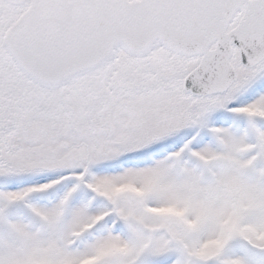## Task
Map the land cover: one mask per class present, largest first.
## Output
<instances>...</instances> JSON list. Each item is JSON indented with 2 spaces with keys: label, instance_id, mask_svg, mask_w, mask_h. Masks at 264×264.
<instances>
[{
  "label": "snow or ice",
  "instance_id": "6c2138e0",
  "mask_svg": "<svg viewBox=\"0 0 264 264\" xmlns=\"http://www.w3.org/2000/svg\"><path fill=\"white\" fill-rule=\"evenodd\" d=\"M0 264H264V0H0Z\"/></svg>",
  "mask_w": 264,
  "mask_h": 264
}]
</instances>
